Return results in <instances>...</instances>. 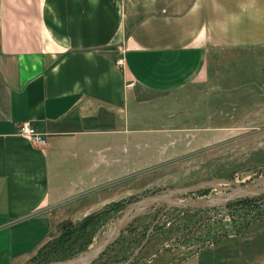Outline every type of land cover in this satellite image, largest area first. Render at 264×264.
Here are the masks:
<instances>
[{"label": "crops", "instance_id": "1", "mask_svg": "<svg viewBox=\"0 0 264 264\" xmlns=\"http://www.w3.org/2000/svg\"><path fill=\"white\" fill-rule=\"evenodd\" d=\"M187 100L191 119L132 126L131 106ZM221 106L225 123L199 124V112ZM24 122L47 134L45 146L19 132ZM262 124L264 0H0V264H28L61 224L172 185L157 174L137 188L151 173L129 172L152 162L184 170L187 137L194 146L219 132L262 137ZM128 144L141 146L137 155ZM220 238L179 262L170 261L178 248L152 255L264 264V235Z\"/></svg>", "mask_w": 264, "mask_h": 264}, {"label": "rangeland", "instance_id": "2", "mask_svg": "<svg viewBox=\"0 0 264 264\" xmlns=\"http://www.w3.org/2000/svg\"><path fill=\"white\" fill-rule=\"evenodd\" d=\"M219 98L222 97L210 98L208 101L214 106L215 103L220 102ZM179 109L187 111L175 115L170 114L171 110L174 113ZM192 109L191 101L187 100L181 103L180 108L169 101L158 106L153 103L131 106L129 112L134 128L147 129L164 123L178 124L182 120L191 119ZM221 109L222 106L214 108L215 113L210 118H202L203 113L199 112L198 116L201 115L199 124L203 123L211 127L225 123L228 117L219 114ZM262 129L263 133L264 124H262ZM199 130L201 131L198 132L199 135L209 133ZM248 131L252 132V130ZM151 135L150 133L141 134L142 138ZM135 139L138 140V138ZM192 139V136L187 137L184 141H188L189 146L188 144L184 145L185 147L181 146L183 152L180 160L184 170L180 168L179 163L174 164L171 170V166L167 164L156 168L157 162L148 165L142 163L140 168L135 169L134 167L132 171L129 170V173L134 171L144 174L143 171L147 168L145 172L150 171L151 173V178L146 177L149 173L139 178L140 185H137V188L142 186L141 183L156 181V178L167 184L173 182L172 185H151L126 198L130 202L122 209L102 213L85 225L81 221L61 224L57 228V236L53 241L41 247L28 264H57L92 248L106 239L113 225L121 218L124 208L144 196L168 193L176 187H184V185L195 182L224 180L227 182L225 185L229 186L264 185V135L260 137L259 131L257 135H253L252 132L251 135L244 137L225 136L219 132L217 136L209 138L210 146H205L201 142L203 139L198 138V143L194 146ZM139 141L146 149L143 140L139 139ZM128 147L129 155L127 156L129 157L137 155L141 146L138 147L135 144L133 150L130 149L129 144ZM188 149H191L189 154H185L189 151ZM170 150L171 148H168L167 151ZM153 175L159 177H152ZM246 198L251 199L252 197H239L230 191L208 187L179 193L165 201L148 203L132 214V217L136 216L130 219L128 225L123 228L115 240L103 250L104 254L100 253L88 263L79 262L77 264H163L170 256L162 255L164 257L154 258L152 254L159 248L161 251L178 248L175 254L171 255L170 261L179 262L191 251L195 252L196 249L209 242L221 240V236H224L226 241L238 240L241 237L240 241L246 242L247 237L254 233L264 235V194L252 200ZM67 230L70 231L65 233ZM116 240L117 242L113 244ZM250 240L253 241V238ZM191 245L193 247L190 249ZM84 260L86 259L80 261Z\"/></svg>", "mask_w": 264, "mask_h": 264}, {"label": "water", "instance_id": "3", "mask_svg": "<svg viewBox=\"0 0 264 264\" xmlns=\"http://www.w3.org/2000/svg\"><path fill=\"white\" fill-rule=\"evenodd\" d=\"M227 182L222 180L220 182H205V183H196L191 184L184 187H176L172 189L168 193H155L152 195L144 196L138 200H135L131 202L127 207L124 208L122 211L121 218L118 220L117 223H115L111 229V231L106 236V239L99 242L97 245L93 246L92 248H89L85 251L80 252L78 255H76L73 258L66 259L64 261H61L57 264H77L80 260L86 259L88 261L94 260L96 257L99 256V254L107 247L109 246L115 238L120 234V232L123 230L124 227H126L132 219V214L137 210L143 207L144 205L156 202V201H165L167 199H171L173 196L187 192V191H195V190H201L208 187L212 188H220L225 191L233 192L235 195L241 197H253L258 196L261 194H264V185H256L254 187H247V186H238V185H225Z\"/></svg>", "mask_w": 264, "mask_h": 264}, {"label": "built area", "instance_id": "4", "mask_svg": "<svg viewBox=\"0 0 264 264\" xmlns=\"http://www.w3.org/2000/svg\"><path fill=\"white\" fill-rule=\"evenodd\" d=\"M122 58L117 59V63H122ZM19 132L26 136L29 141L38 146H45L47 144V134L42 131H38L35 127L28 122L21 123L19 125Z\"/></svg>", "mask_w": 264, "mask_h": 264}, {"label": "trees", "instance_id": "5", "mask_svg": "<svg viewBox=\"0 0 264 264\" xmlns=\"http://www.w3.org/2000/svg\"><path fill=\"white\" fill-rule=\"evenodd\" d=\"M261 196H263V194H261V195H258V196H254V197H252L251 199H248V198H246L247 200H252V199H254V198H257V197H261ZM128 202H130V201H123V202H115V203H112L110 206H108L107 208H105V209H103V210H101V211H99V212H96V213H94V214H91V215H88V216H86L85 218H83L82 220H81V223H83L84 225L85 224H87V223H89L91 220H94V219H96V218H98V216L100 215V214H102V213H106V212H110V211H118V210H120V209H122L123 208V206L126 204V203H128ZM70 230H67V231H65V233H68ZM117 242V240L113 243V244H115ZM112 246V245H111ZM109 248V247H108ZM107 248V249H108ZM106 249V250H107ZM105 253V251H103V252H101V254H104Z\"/></svg>", "mask_w": 264, "mask_h": 264}, {"label": "bare ground", "instance_id": "6", "mask_svg": "<svg viewBox=\"0 0 264 264\" xmlns=\"http://www.w3.org/2000/svg\"><path fill=\"white\" fill-rule=\"evenodd\" d=\"M137 210H139V209H137ZM79 262H82V263H88L89 261L88 260H84V261H79ZM78 262V263H79Z\"/></svg>", "mask_w": 264, "mask_h": 264}]
</instances>
